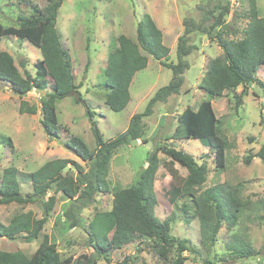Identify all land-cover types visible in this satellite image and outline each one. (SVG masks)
I'll return each mask as SVG.
<instances>
[{
	"label": "rangeland",
	"instance_id": "rangeland-1",
	"mask_svg": "<svg viewBox=\"0 0 264 264\" xmlns=\"http://www.w3.org/2000/svg\"><path fill=\"white\" fill-rule=\"evenodd\" d=\"M247 1H227L229 13L224 25L229 27L234 37L240 38L245 27ZM46 3V0H0V23L5 27L16 26L19 16L29 15L33 7L41 9ZM208 4V0H64L58 9L56 29L71 56L74 83L79 87L77 95L56 101L55 110L61 133L59 140H54L44 134L39 123V102L50 90L51 82L45 91L34 89L20 97L28 104L36 105L38 111L34 115L19 114L18 96L8 85H0V136L9 137L13 145L10 149L0 141V177L6 168L14 167L21 192L25 195L31 192L28 175L47 161L68 159L79 164L86 172L88 167L84 162L65 149L63 143L66 138L78 137L93 151L95 139L91 123L98 128L104 141L114 139L127 129L131 116L142 113L154 93L172 79L170 69L144 53L148 58L147 66L132 79L129 103L120 112L109 110L104 105L106 86L103 71L108 53L117 47V36L124 34L136 42V23L147 14L162 32L163 44L169 49L167 62L175 63L177 38L183 33V20L199 22L209 8ZM256 5L259 16L264 17V0H256ZM189 43L194 48L184 58L188 70L183 75L179 94L169 97L165 103L155 104L151 115L143 118L144 129L139 144L129 139L114 152L108 163V191L96 193L93 202L85 207H78L57 193L56 203L46 218L42 234L57 245L62 259L87 255L94 264H122L126 259L127 264H168L151 249L148 237H137L118 250L102 252L93 249L88 229L96 212L111 209L115 191L135 184L139 172L146 166L148 154L155 149L168 147L183 151L198 164L207 166L206 182L201 191L217 184H239L243 189L242 200L247 204L241 209L233 227L227 229L223 223L216 242L204 246L198 220L191 218L189 223L184 221L185 212L181 207L188 205L189 201L179 198L174 206L167 193L173 186H179V179L184 178L187 172L174 164L179 179L172 180L164 166L167 158L158 152L159 166L154 178L157 199L155 215L167 225L171 236L187 241L192 247L193 251L182 253L184 264H264V160L253 157L250 163L244 162L246 155H254L264 145V94L259 86L252 84L245 88L239 86L212 99L215 114L222 122L221 130L231 142L226 151L223 171L214 168L213 152L199 140L168 139L179 127L177 118L184 109L189 107L195 110L200 102L208 99L199 85L208 60L221 53L215 42L206 35L190 34ZM0 49L13 57L21 76L24 77V73L34 76V63L41 59L38 48L25 39L5 36L0 38ZM22 62L24 64L21 65ZM256 78L264 83V67L259 68ZM242 93L241 104L236 106V100ZM64 172L73 176L77 173L72 164ZM28 211L40 218L41 203L0 204V223L7 225L17 214ZM185 214L187 217L192 215ZM236 239L250 243L257 255L244 259L231 255L227 246ZM37 245V241L26 243L21 239L0 238L2 251H18L26 256H30ZM174 254L175 251L170 253V259Z\"/></svg>",
	"mask_w": 264,
	"mask_h": 264
},
{
	"label": "trees",
	"instance_id": "trees-1",
	"mask_svg": "<svg viewBox=\"0 0 264 264\" xmlns=\"http://www.w3.org/2000/svg\"><path fill=\"white\" fill-rule=\"evenodd\" d=\"M46 1L41 9L33 7L29 15L19 16L16 26L5 27L0 23V38L15 36L25 39L38 48L41 54V59L34 63V76L24 73L23 77L13 57L0 50V85H8L20 98L34 89L45 91L50 81V90L46 91L39 102V123L48 138L59 140L61 129L55 103L67 96H76L79 87L74 83L71 56L56 29L58 9L64 0ZM208 1L209 8L199 22L183 20V33L177 38L175 63L167 62L169 49L163 44L162 32L147 14L136 23V42L124 34L117 36V47L108 53L103 71L106 86L104 105L109 110L120 112L129 103L132 79L147 66L148 58L144 53L170 69L172 79L154 93L142 113L131 116L127 129L114 139L104 141L98 128L91 123L95 139L93 151L78 137L66 138L63 143L65 149L84 162L88 167L86 172L79 164L68 159L47 161L28 175L31 192L23 195L16 169L8 167L3 171L0 177V204L27 205L40 202L42 216L37 218L28 211L17 214L7 225L0 223V238L21 239L26 243L38 242L30 256L18 251L6 252L0 249V264H94L87 255L76 259H62L57 245L50 242L47 235L42 234L46 218L56 203L57 193L72 201V204L85 207L93 202L96 193L108 191V163L114 152L129 139H139L144 129L142 120L151 115L155 104L165 103L169 97L179 94L183 75L188 70V63L184 58L194 48L189 43V36L193 33L206 35L215 42L221 53L208 60L199 85L208 99L200 102L195 110L189 107L184 109L177 118L179 127L171 139L199 140L213 152L214 168L222 171L225 169L226 151L231 142L221 130L222 122L216 116L211 100L221 97L224 92L236 90L239 86L245 88L252 84L259 86L264 94V83L256 78L259 68L264 67V17L259 16L256 0H248L247 10L244 12L245 27L240 38L234 37L229 27L224 25L225 17L229 13L228 0ZM87 66L88 63L85 71ZM242 95L243 93L238 96L236 106L241 104ZM86 110L91 119L90 109L87 107ZM37 111L36 105L20 100L19 114L34 115ZM0 141L8 148H13L9 137L0 136ZM158 152L167 158L164 166L172 180L179 179L173 168L174 164L187 172L184 178L179 179V186H173L167 193L174 206L179 198L189 201L188 205L181 207L183 212L192 214L187 217L183 213L184 221L189 223L194 218L198 220L201 243L204 246L216 242L217 233L223 223L227 229L236 224L241 209L247 205L242 200V186L217 184L201 191L206 182L207 166L204 163L198 164L191 155L183 151L161 147L148 154L146 166L139 172L134 185L113 193L111 209L93 215L88 225L93 249L102 252L118 250L137 237H148L151 249L160 260L168 264H184L182 253L193 251L187 241L171 236L167 225L154 213L157 203L154 178L159 166ZM253 157L264 160V145L254 155H246L244 162L250 163ZM70 164L77 172L75 176L64 172ZM172 218L170 217L171 220ZM232 241L227 250L235 258L244 259L257 255L250 243L239 239ZM172 251L175 254L170 259ZM127 261L126 259L122 264H127Z\"/></svg>",
	"mask_w": 264,
	"mask_h": 264
},
{
	"label": "crops",
	"instance_id": "crops-1",
	"mask_svg": "<svg viewBox=\"0 0 264 264\" xmlns=\"http://www.w3.org/2000/svg\"><path fill=\"white\" fill-rule=\"evenodd\" d=\"M1 51H3L2 49H0ZM17 101H20V98L18 97V100ZM211 103H212V100H211ZM215 112V111H214ZM172 136V134L168 137V139H170ZM139 140V139H138ZM136 141V140H135ZM140 141V140H139ZM154 213H155V209H154Z\"/></svg>",
	"mask_w": 264,
	"mask_h": 264
},
{
	"label": "built area",
	"instance_id": "built-area-1",
	"mask_svg": "<svg viewBox=\"0 0 264 264\" xmlns=\"http://www.w3.org/2000/svg\"><path fill=\"white\" fill-rule=\"evenodd\" d=\"M232 2H234V1H232ZM137 144H139L140 143V141L137 139L136 141H135Z\"/></svg>",
	"mask_w": 264,
	"mask_h": 264
},
{
	"label": "water",
	"instance_id": "water-1",
	"mask_svg": "<svg viewBox=\"0 0 264 264\" xmlns=\"http://www.w3.org/2000/svg\"><path fill=\"white\" fill-rule=\"evenodd\" d=\"M24 64L23 62L21 63V65Z\"/></svg>",
	"mask_w": 264,
	"mask_h": 264
}]
</instances>
